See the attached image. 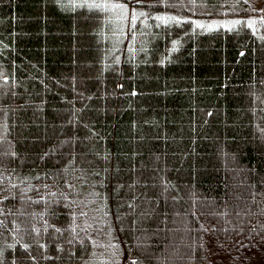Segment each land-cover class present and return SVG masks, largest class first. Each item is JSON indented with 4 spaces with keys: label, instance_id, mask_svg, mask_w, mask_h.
Segmentation results:
<instances>
[{
    "label": "trees",
    "instance_id": "trees-1",
    "mask_svg": "<svg viewBox=\"0 0 264 264\" xmlns=\"http://www.w3.org/2000/svg\"><path fill=\"white\" fill-rule=\"evenodd\" d=\"M214 18L243 20L194 22ZM263 20L264 0H0V264H88L86 208L136 264H264Z\"/></svg>",
    "mask_w": 264,
    "mask_h": 264
},
{
    "label": "rangeland",
    "instance_id": "rangeland-1",
    "mask_svg": "<svg viewBox=\"0 0 264 264\" xmlns=\"http://www.w3.org/2000/svg\"><path fill=\"white\" fill-rule=\"evenodd\" d=\"M255 4V3H254ZM256 5V4H255ZM128 13L132 11V8H127ZM241 18H214L210 20L195 19V24L205 30L215 29L219 27L235 26L242 22ZM246 19L247 24L254 25L255 21ZM177 21V20H171ZM199 22V23H198ZM264 22V20H263ZM202 24V25H199ZM251 26V25H250ZM91 198L80 199L82 205L87 203ZM91 208H86L82 211L81 224L83 227L88 228L92 232V239L95 245L94 256L88 264H136L135 258L130 257L126 249L122 246V243L118 240L111 231H108L102 224L101 226L96 223L97 215L93 217L90 213ZM94 211L100 212L97 207H94ZM93 212V211H92ZM100 226V227H99Z\"/></svg>",
    "mask_w": 264,
    "mask_h": 264
}]
</instances>
